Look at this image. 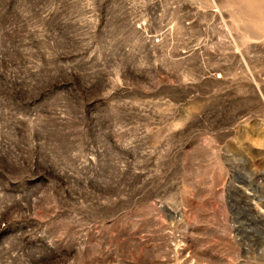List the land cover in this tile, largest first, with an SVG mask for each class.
Masks as SVG:
<instances>
[{"label": "rangeland", "instance_id": "rangeland-1", "mask_svg": "<svg viewBox=\"0 0 264 264\" xmlns=\"http://www.w3.org/2000/svg\"><path fill=\"white\" fill-rule=\"evenodd\" d=\"M0 264H264V0H0Z\"/></svg>", "mask_w": 264, "mask_h": 264}]
</instances>
